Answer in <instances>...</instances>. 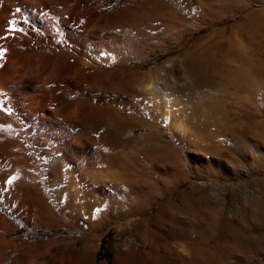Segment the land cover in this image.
<instances>
[{"label":"bare ground","instance_id":"6f19581e","mask_svg":"<svg viewBox=\"0 0 264 264\" xmlns=\"http://www.w3.org/2000/svg\"><path fill=\"white\" fill-rule=\"evenodd\" d=\"M102 1L104 0H0V37H4L0 39V198L10 201L18 213L29 219L35 218L36 213L39 219H48L49 222L44 223V225L48 226L60 223L64 218L59 215L57 208L47 203L39 194L37 188L35 189V184L37 183L35 182L37 180L36 175L42 172V165L44 163L48 164V187L57 195V201L60 202V209L62 210L61 214L63 215L64 212H67L70 216L74 212L73 205L78 202L76 194L78 183L81 184L82 182L86 189L102 196H110L111 198L115 197V195H129L131 193L128 194L124 188L120 187L121 185H118L119 182L105 180L106 178L104 179L103 174H101L103 170L104 172L109 171L111 173L115 169L129 170L133 169L134 165H139V167L146 170V172L148 171V173H151L150 170L156 172L161 169H165L164 173H167L168 169H171L170 172L178 173L180 169L191 168L190 164L184 161L182 155H179L180 153H173L171 155L169 152L163 151L161 152L162 154L160 153V157L155 154L158 159L154 157L155 155L151 157L149 154H144L148 156L147 162L138 153L133 157V138L136 136L133 129V121L137 118L134 120L132 118L128 119L124 114L116 117V113H121L118 107L98 104L95 101H108L113 106H116V104L123 106L125 107V111L132 114L137 113L143 117L146 124L142 126L152 130L153 126L160 122L166 125L176 136L185 138L184 136L189 130L185 127L186 123L183 120H186L191 127L195 125L194 128H205V126L215 121L218 117L226 115L221 109L218 95L215 96L212 93L213 90L218 89L226 92L233 88L235 90L246 91L247 93L252 90L249 89L253 86L254 73L252 74V72L255 68L253 69L250 66L255 67L257 64L250 58L252 65L246 60L249 55L247 56L246 54L244 57L247 56L245 64L249 62L248 66H250L243 65V61L245 60L242 61V58H244L242 57V63L240 62L241 64H239L240 66L243 65L241 66L242 68L238 66L237 71L239 67L240 71H234L233 73L232 70H229L230 68H227L229 67L230 60L227 59L229 63L228 61L226 62L225 56L223 57L217 53V45L214 43L215 45L213 44V46L209 43L210 45L208 44L207 47L202 48L200 46L201 40H196L185 46L183 59L181 58L179 61L174 60L175 58L173 59L178 62L173 63L171 58L168 62L171 60L172 63L167 62V64L162 62L147 71L137 69L136 66L132 65V59L135 57L133 47L138 45L133 46L135 43L133 34L124 37L129 33L123 31L126 35L121 37L118 34L119 31L116 32L117 27L111 28L115 24H118L119 18L117 19V17L119 15L115 17L111 15L110 11V13H107L108 11L104 12L102 9V11L97 10L95 4ZM128 1L133 3L134 0ZM143 1L148 2V0ZM260 1L262 2V0ZM152 2L154 4L153 0ZM165 2L163 0V3ZM244 2L246 1L223 0L220 6L227 10L233 7L235 9V6L237 8H246L247 6ZM167 3L164 5H167ZM123 4H126V2ZM129 4L126 5L132 7ZM147 4L151 5L150 0ZM149 5L147 7H150ZM141 8L143 7L141 6ZM130 9L133 11L132 8ZM145 11L146 9L144 13ZM113 12L115 13L116 10ZM140 12L142 13V10ZM177 12L176 14H178ZM137 14L139 12L136 13V16ZM113 17L117 19V21L115 20V24L112 22L114 21ZM137 17L140 18L142 16ZM170 17H172L170 20L173 19V23H177L173 24L174 26L177 25L176 28L181 27L178 25H183V21L180 23L181 15L178 14L176 16V18L179 17V21L173 18V15ZM139 18L137 19L139 20ZM144 18L142 17L141 19L146 22L147 19L144 20ZM143 21L141 20V23ZM107 22L113 23V25L108 24L110 28H107ZM151 22L150 20L147 23L150 25ZM149 25L147 26L149 27ZM12 27H15L16 31H9ZM153 27L151 29L154 31ZM191 27H186L187 32L194 33L201 31L203 28H200L198 25L193 28ZM183 28L186 29L185 27ZM161 29L163 27L159 30L161 31L160 40H158L159 38L157 40L156 38L150 39L151 35L145 34L147 30L142 32L143 30L141 29L142 31H139L141 32L140 37L137 35L140 38L139 44L147 48L148 46H155L154 43L158 41L161 44L168 41H172L171 43L174 42L175 44L182 42L184 29H178L177 33H175L176 30L173 27L175 31L171 32L169 30L168 35V32ZM159 31L157 32L159 33ZM213 33L212 35L215 34ZM158 47L160 48V46ZM139 49L137 48L138 51ZM123 61L128 62L127 69L129 72L123 70ZM259 62L262 65L261 59H259ZM254 64L255 66H253ZM260 68L257 69L260 71L264 69ZM117 69H121L118 72L119 75L115 74V72L117 73ZM186 72L188 76L185 75L184 77L189 78L188 83L182 80ZM257 73L259 74L258 71ZM257 73L255 74L256 76ZM242 96L244 97V95ZM247 97L250 98L249 95ZM220 119L218 120L221 122L222 120ZM188 123L187 127L189 126ZM138 126L140 127V125ZM152 132L145 133L152 135L154 134ZM146 134L144 135L146 136ZM190 134L193 135L192 132ZM185 141H187V138ZM148 142L152 143L153 141ZM187 143L189 144V142ZM159 145L162 147V144ZM256 145L259 149H253V151L251 148L252 156L257 163H255V167L256 165L257 167H262L264 166V151H260V149L263 146ZM35 146L38 148L37 151L35 150ZM163 146L165 147V144ZM167 146L169 145L167 144ZM161 147L159 146V148ZM136 150L135 152H137ZM188 157L191 161L193 155L188 153ZM159 160L161 162L162 160H167L169 164L167 165L165 161V167L160 166L158 164ZM234 171L237 176L242 174L237 168ZM159 172L161 173V171ZM68 178H71L72 187H67ZM77 179L82 181H78ZM9 180H11V183L7 182ZM38 180L41 182V178ZM71 184L69 185L71 186ZM83 192L85 194L87 191ZM36 199H38L37 204L35 203ZM213 199L215 200V198ZM254 199L256 200V198ZM252 200L250 199L249 202ZM255 200L253 202H256ZM261 200H264V198L258 200L257 203L259 202L258 204H260L261 209L264 210V201ZM253 202H251L253 205L258 206L257 203ZM251 203L250 205H252ZM250 205L249 207L251 208L253 205ZM29 206L33 208L29 209ZM32 212L33 214H31ZM206 217L208 216L206 215ZM254 217H256V214ZM32 225L35 224L32 223ZM51 244L44 242L35 245V247L51 246ZM3 257V253L0 252V263ZM60 258L62 257H52L50 264H59Z\"/></svg>","mask_w":264,"mask_h":264},{"label":"rangeland","instance_id":"374dc122","mask_svg":"<svg viewBox=\"0 0 264 264\" xmlns=\"http://www.w3.org/2000/svg\"><path fill=\"white\" fill-rule=\"evenodd\" d=\"M153 1L154 4L150 0L151 5L147 4L149 0L148 2L134 0L133 3L128 0H104L95 4L96 9L99 11L102 9L104 12H111V15L115 17L119 15L117 17L119 21L113 17L118 24L116 25V21H112L116 26L114 25L111 28L117 27L116 32L119 31L118 34L121 37L126 33L129 34L124 37L133 34L135 42L133 46L138 44V47H133L135 57L132 59V65L139 70L147 71L159 63H167L171 58L179 61L181 58L183 59L185 46L196 40H201L200 46L202 48L207 47L209 43L217 45V53L223 57L225 56L226 62L229 63L230 60L227 68H230L229 70H232L233 73L234 71H240L239 69L243 65L249 67L248 64L251 60L259 65L261 62H259V59H261L262 65L255 66L254 64L255 67L250 66L253 69L255 68V72L251 71L252 74L254 73L252 83L254 87L251 86L249 90H252L247 93L233 88L226 92L218 89L213 90L212 93L215 96L218 95L221 109L226 115L218 117L213 121L215 124L210 122L205 128H194V125L192 126L193 129L186 120H183L186 125L187 123L189 125L187 127L184 124L189 130L185 134V138L176 136L166 125L160 122L156 123L152 130L142 126L146 124L143 117L140 114L125 111L123 106H118V104L113 106L108 101H95L98 104L118 107L121 113H118L119 115L116 113V117L124 114L128 119L132 118L134 120L137 118L133 121V129L136 135L133 138V157L138 153L147 162L148 156L146 155L148 154L151 157L155 154L160 157L163 151L169 152L171 155L180 153L179 155H182L184 161L190 164V170L180 169L178 173H173L170 172L171 169H168V172L164 173L165 169H161L159 170L160 173L154 169L156 172L150 170L151 173H148L139 165H134V162L133 169H115V173L104 172L103 170L101 174H103L104 179L106 178L105 180L119 182L120 187L124 188L128 194L131 193L129 195L119 194V196L115 195L111 198L86 189L82 182L81 184L78 183L76 191L78 202L73 205L74 212L70 216L67 212L61 214L62 210L60 209V202L57 201V195L48 187V164L44 163L42 172L36 175L37 180L35 182H37V185L35 184V189L37 188L39 194L47 203L57 208L59 215L64 220L55 223L56 225H44V223L49 222L48 219H39L37 213L35 218L29 219L18 213L10 201L0 198V207L3 208H0V252L4 255L0 264H50L51 258L56 256L62 257L60 258L61 264H264V210L261 209L259 202L257 203L258 200L264 198V166L257 167L256 165L255 167L256 162L252 156V150L259 149L256 144L263 146L260 151H264V0L262 2L260 0H242L246 1L244 2L246 8L235 6V9L233 7L229 10L221 8L220 5L223 0H164L165 3H169L167 5H164L163 0ZM124 2L126 4L130 3L131 5H129L132 7L123 4ZM124 5L126 6L122 7ZM148 5L152 6L151 9L147 7ZM155 6L156 8H154ZM144 8L146 9L145 13ZM139 10H142V13ZM137 12H139L137 16L145 17L144 20L147 19L146 22L141 19L142 17L136 16ZM176 12L181 15L180 23L183 21V25H178L181 27L177 28V25L174 26L177 23L174 22V24L173 19L170 20L172 15L173 18L180 20L179 17L176 18L178 16ZM222 12L223 14H221ZM161 16H167L169 19ZM165 19L168 21H165ZM141 20L145 24L141 23ZM150 20L152 21V25L150 23L151 27L148 24ZM113 23L107 22V28H110L108 24L113 25ZM154 24H156L155 27H153ZM163 24L166 25L167 30ZM187 24H189V27L192 26L191 28L196 25L203 28L201 31L191 33L187 32ZM172 25L176 31L171 27ZM152 27L156 32L151 29ZM162 27L161 30L163 31L168 32L170 30L171 32L175 31V33L178 29L183 30V27H185L182 42L175 44L168 41L161 44L158 41L154 43L156 47L152 45L153 47L148 46L147 48L139 44L141 34L139 31L141 29L142 32L147 30L145 34L151 35L150 39L156 38L157 40L159 38L158 40H160L161 31L159 30ZM123 31L126 33H123ZM140 45L143 46L142 49L139 47ZM137 48H140L139 51L142 55ZM246 54L250 56L246 59L249 61L247 64H245L247 56L244 57ZM241 58L242 61H245L240 66L239 64L242 63ZM174 60L173 63L178 62ZM122 63L123 70L129 72L127 69L128 62L123 61ZM168 63H172V61L170 60ZM238 66L240 67L237 71ZM259 67L263 70H258ZM116 71L115 74L117 75L121 69ZM257 71L259 74L262 72L260 77ZM187 74L186 72L182 78L185 83L189 82V78L184 77L185 75L188 76ZM258 80L263 81L260 83ZM242 95L244 97L249 95L250 98L247 96V98H244ZM258 100L259 102H257ZM219 118H221V122L218 120ZM137 125H140V127H137ZM150 131H154L152 132L154 134H148ZM145 132H148V135ZM156 132L158 133L156 134ZM191 132L193 135L190 134ZM141 134H143L142 137ZM186 138L187 141H185ZM185 142H189V144ZM159 144H162V147ZM190 145L191 147H189ZM35 150H38L37 146H35ZM123 152L125 151L123 150ZM188 153L193 155L191 161ZM156 155L154 157L158 159ZM159 161L160 166L165 167V161L167 165L169 164L167 160ZM236 168L242 173L240 176L235 175L234 170ZM181 171L182 173H180ZM40 178L41 182L38 180ZM169 178H173L172 181ZM70 180L71 178L67 179V187L73 186ZM17 185L19 184L17 183ZM82 187L83 189H81ZM83 191L87 192L83 194ZM208 195L211 197H208ZM252 196L253 200L256 198V202H253ZM207 198L211 201V204ZM250 199L251 202L257 203L259 207L249 202ZM37 201L38 199L35 200L36 204ZM207 201L209 202L207 203ZM249 205L253 208H250ZM215 207L220 208L216 209ZM28 208L33 207L29 206ZM190 210L192 211L189 212ZM255 214L256 217H254ZM184 215L186 216L184 217ZM189 219L191 220L189 221ZM204 220L206 221L204 222ZM32 223L35 225H32ZM211 228L212 230H210ZM199 235L200 237H198ZM44 242L52 244L51 246L35 247V245Z\"/></svg>","mask_w":264,"mask_h":264},{"label":"snow or ice","instance_id":"6c2138e0","mask_svg":"<svg viewBox=\"0 0 264 264\" xmlns=\"http://www.w3.org/2000/svg\"><path fill=\"white\" fill-rule=\"evenodd\" d=\"M9 31H16V29H15V27H12V28H10L9 29ZM2 38H4V37H0V39H2ZM13 179H15V177H13ZM8 183H11V180H9V181H7Z\"/></svg>","mask_w":264,"mask_h":264},{"label":"trees","instance_id":"16d2710c","mask_svg":"<svg viewBox=\"0 0 264 264\" xmlns=\"http://www.w3.org/2000/svg\"><path fill=\"white\" fill-rule=\"evenodd\" d=\"M1 209H3L2 207H0Z\"/></svg>","mask_w":264,"mask_h":264}]
</instances>
